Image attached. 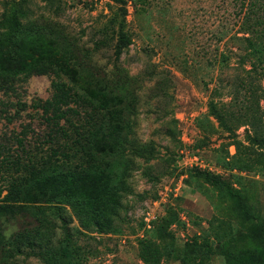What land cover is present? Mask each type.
<instances>
[{
    "label": "rangeland",
    "instance_id": "1",
    "mask_svg": "<svg viewBox=\"0 0 264 264\" xmlns=\"http://www.w3.org/2000/svg\"><path fill=\"white\" fill-rule=\"evenodd\" d=\"M250 1L28 0L31 14L13 35L0 20V53L14 48L73 75L82 99L90 103L69 111L59 124L72 135L77 128L89 136L90 146L103 149L95 151L93 161L106 177L98 184L102 209L93 223L90 197L44 195L41 181L22 180L23 166L15 169L13 163L1 170L0 199L10 181L19 182L24 195L0 207V264H147L139 257L140 240L159 249L162 264L200 259L224 264L220 248L230 236L243 237L245 254L257 258L264 245V155L238 161L234 141L242 140L245 126L233 136L207 106L214 97L225 118L241 114L248 102L247 86L239 82L261 83L259 72L244 71L255 61L242 41L249 31L245 16L255 19ZM12 3L4 6L0 0V15L5 12L9 20ZM256 6L252 9L261 16ZM118 33L128 43L116 56L112 45ZM54 79L51 72L31 73L15 82L14 91L0 90V143L11 159L30 158L57 178L92 159L74 147L62 149L66 161L60 157V131L42 112ZM258 105L264 120V99ZM93 121L95 131L89 134ZM54 134L57 143L50 140ZM199 159L203 166L195 162ZM52 182L56 189L68 184ZM217 182L226 186L220 189ZM76 184L65 193L73 194ZM232 189L247 198L242 218L228 196ZM79 191L97 190L90 184ZM145 211L152 215L149 225ZM170 212L177 215L169 226L174 239L161 244L154 223Z\"/></svg>",
    "mask_w": 264,
    "mask_h": 264
},
{
    "label": "trees",
    "instance_id": "2",
    "mask_svg": "<svg viewBox=\"0 0 264 264\" xmlns=\"http://www.w3.org/2000/svg\"><path fill=\"white\" fill-rule=\"evenodd\" d=\"M28 0H4V6L6 4L16 5L11 12L10 19L5 17V12L1 13L0 20H2V25L7 27L12 35L15 33L17 26L20 24L21 20L26 16L31 14V10L27 7L26 2ZM117 4H121L124 0H111ZM258 7L262 13L259 16L252 6ZM250 10L255 14V19L248 14L244 18V23L247 24L246 29L248 35L242 36V41L244 48L248 50V53L255 58V61H250V67L244 69L246 74H251L252 72H259L260 78H262L261 83L253 86L251 80L243 79L239 83L240 85H246L245 105L246 110L241 114L230 113L228 118L224 117V113L217 106V100L211 97L208 100L207 106L210 113L218 121L220 127H222L226 132L234 134V130L239 125H244V134L242 140H235V147L237 149L238 161H251L254 162L256 158L264 155V120L262 118V112L259 109L258 102L260 99H264V0H252L249 2ZM10 21L8 24L7 22ZM256 26V27H255ZM259 41H257V40ZM128 43V38L123 33H118L117 40L114 45H112L114 54L117 56L121 52L122 48ZM30 53L20 52L17 49L10 48L5 50V52L0 53V90L14 91L15 82L26 75L31 73H45L51 72L55 76L52 81V92L48 98H46L42 104V112L46 115V121L58 129L61 134V139L57 143L55 139V134L52 135L50 140L57 143V147L61 149L60 157H65L67 151L62 150L64 148H76V151H82L86 154L89 159L87 167L81 168V164H77L78 169H66L65 172L59 173L57 178L49 177L47 166H37L30 158L23 160L20 159L18 154L14 159H11L13 154H9L4 151L3 145L0 143V173L1 170H6L11 168L13 163H17L15 169L19 167L26 168L27 172L23 175L22 180L26 181L34 177V181H41L43 183L44 195L50 192H58L61 195L70 194L74 196L73 199H78L80 196L85 195L90 197L88 202L90 204V212L93 215V223H97V215L101 213L102 209V199L99 194L98 184L106 182V177L103 176V170L100 164L95 161V151L103 150L99 145L90 146L89 136L78 132V129H73L74 135L67 133V130L63 124H59L60 119L67 120V114L69 111L77 112L78 108L84 103L88 102L89 99H82L78 92L77 84L73 82V75L68 74L67 70L63 67L55 65L51 60H41V59H31ZM29 61H27L28 59ZM251 57H248L249 60ZM260 68V71H258ZM65 74L67 76H65ZM92 98V97H91ZM92 100V99H91ZM90 103V101L88 102ZM94 106V107H93ZM95 105L91 104V108H95ZM236 121L234 126L232 123L229 124L228 121ZM89 134L95 131L94 121L91 122V127ZM50 141V142H51ZM17 143L23 148V139L17 137ZM90 146L88 150L87 147ZM52 152H54L52 147H50ZM241 151V152H240ZM240 152V153H239ZM255 155V156H253ZM62 157V160L65 159ZM23 160V161H22ZM50 160V159H49ZM66 161V160H65ZM204 176V175H202ZM206 180V176H204ZM55 179L56 185L65 181L68 182L67 185L62 188H52V180ZM33 181V182H34ZM52 182V183H51ZM74 182H77L75 186V192L65 193L68 188L72 186ZM90 184H94L96 188V194L86 195L88 191H79L81 186L88 188ZM216 184V183H215ZM218 184V185H217ZM216 186L222 189L226 186L223 182H217ZM7 193L0 199V207H3L4 202L21 201V192L24 195L23 190H21L19 182L10 181L7 185ZM82 194V195H80ZM92 196V197H91ZM228 196L233 198L235 201V210L237 215L242 218L243 215H247V198L239 190H228ZM239 212V213H238ZM177 218L176 213L170 212L166 217H162L160 221L154 223L153 232L156 239L160 243L173 242L174 234L169 228L170 224L174 222ZM261 238L264 240V224L260 227ZM159 249L147 240L139 241V257L144 263L147 264H162L160 261ZM248 248L245 244L244 238L241 236H230L222 243L220 248V253L223 256L224 264H264V245L257 250V258H251L245 252ZM193 264H208L205 260H197Z\"/></svg>",
    "mask_w": 264,
    "mask_h": 264
},
{
    "label": "built area",
    "instance_id": "3",
    "mask_svg": "<svg viewBox=\"0 0 264 264\" xmlns=\"http://www.w3.org/2000/svg\"><path fill=\"white\" fill-rule=\"evenodd\" d=\"M202 161H203L202 159H199L198 161L196 160L195 162L197 163V165L203 166V162ZM180 186H181V180L179 179L174 184V187L172 188L173 192L176 193ZM144 219L146 220L147 224L149 225V222L152 219V215H150L148 211H145Z\"/></svg>",
    "mask_w": 264,
    "mask_h": 264
}]
</instances>
